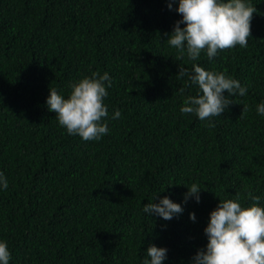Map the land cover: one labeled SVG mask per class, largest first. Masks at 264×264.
<instances>
[{
  "label": "trees",
  "instance_id": "trees-1",
  "mask_svg": "<svg viewBox=\"0 0 264 264\" xmlns=\"http://www.w3.org/2000/svg\"><path fill=\"white\" fill-rule=\"evenodd\" d=\"M169 2L0 0V172L8 182L0 241L9 264H143L150 244L167 249L163 264H193L220 200L239 195L249 207L251 192L264 207V0H245L257 10L246 48L212 60L203 51L195 62L177 59L166 42L182 19L179 0ZM193 63L247 87L210 118L214 126L180 111L202 94L177 76ZM94 72L111 79L109 131L84 141L46 100L49 87L68 98ZM193 183L199 202L184 199ZM165 196L183 212L166 221L143 211Z\"/></svg>",
  "mask_w": 264,
  "mask_h": 264
},
{
  "label": "clouds",
  "instance_id": "clouds-1",
  "mask_svg": "<svg viewBox=\"0 0 264 264\" xmlns=\"http://www.w3.org/2000/svg\"><path fill=\"white\" fill-rule=\"evenodd\" d=\"M169 9L172 2L168 3ZM176 11L182 16L174 24L167 44L177 50V59H183L185 53L195 62L206 51L209 60L219 51L246 48L251 36V21L256 8L245 0H179ZM181 24L185 27L181 28ZM178 78L187 77L192 84L198 85L200 93L188 96L180 111L183 114H195L201 121L222 115L232 104L229 97L244 96L247 87L241 86L236 79L223 72L205 70L196 63L189 72L179 67ZM111 79L107 72L101 75L92 73L71 85L68 98L49 87L46 100L49 111L69 135H78L84 141L99 140L108 134V125L103 120L108 116L104 99L108 96L107 88ZM183 92V89L180 90ZM227 93V95H225ZM247 106L243 107V113ZM257 113L264 115V103L257 105ZM116 111L113 119L120 117ZM209 126L212 125L211 121ZM0 186L7 189V178L0 172ZM185 194V201L194 197L200 200L201 188L193 183ZM253 201L251 206L242 207L239 195L235 199L220 200L210 212L209 222L204 229L208 243L206 248L197 251L192 258L193 264H264V207L258 206L260 197L248 194ZM143 211L154 214L164 220H171L181 214L183 208L168 197L159 203L149 202ZM190 219L195 221L194 213ZM147 258L143 264H163L167 258V249L150 244L146 250ZM11 254L7 242L0 241V264H9Z\"/></svg>",
  "mask_w": 264,
  "mask_h": 264
}]
</instances>
